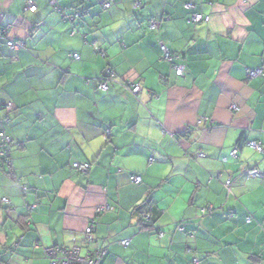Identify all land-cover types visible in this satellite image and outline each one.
<instances>
[{
	"label": "clouds",
	"instance_id": "1",
	"mask_svg": "<svg viewBox=\"0 0 264 264\" xmlns=\"http://www.w3.org/2000/svg\"><path fill=\"white\" fill-rule=\"evenodd\" d=\"M197 2L201 7L195 12V19L187 22L188 15H193L190 6L184 4L183 0H173L174 6L169 7L171 10L167 13L169 22L162 27L163 35L157 28L150 26L151 22L143 23L137 31L127 34V42L131 44L127 49L121 48L119 43L93 44L86 43L85 39L90 41L92 36L116 33L128 21L136 23V13L149 16L155 12L158 17H162L165 15L163 8L154 7L158 0H142L143 7L134 0H112L101 17L89 20L83 28L75 29L60 20L56 13L49 16L42 3L29 10L28 15L32 18H48L50 24L46 31L51 42L36 43L29 57L12 62L13 79L5 78L3 87L13 92L15 101L30 93L37 97L34 103L18 110L20 115L16 119H22L26 113L45 103L51 106L56 93L64 87L57 84L56 76L60 70L57 66L70 69L67 80H71L81 77L85 65L91 66L88 75L94 76L107 65V61H111L121 75L127 74L129 80L134 79L137 83L135 88L128 87L120 75H114L108 81V87H100L96 91L89 88L96 101L94 108L90 101L77 105L82 110L94 111L105 124L114 122L111 128L114 134L111 136L103 130L93 132L84 129L81 121L87 118L81 114L79 119L71 121L57 122L52 119L53 126L47 132H33L37 139L30 142L24 151L13 146L15 141L13 145H7L12 155L7 161L0 162V176H6L11 171L9 162L12 168L22 170L23 176L15 186L16 190L7 193L9 199L4 203L10 202L17 206L13 217L20 211H27V205L32 204L34 211L31 219L37 222L38 229L33 231L25 226L24 220L20 221L19 226L11 220L4 225L3 231L10 233V236L4 238L0 253L10 257L8 264L43 262L46 259L43 249L52 245L54 240H60L68 250L79 248L80 255L88 257L85 264H94L95 260L100 259L99 254L94 258L93 254L105 247L122 252L130 249L131 254L126 257L130 264H140L141 260L147 261V264H165L166 257L173 255L185 258L194 256L199 264H226L224 253L228 246L224 241L232 238L234 230H226L222 220L215 219L214 213L224 212L230 204H237L240 210L247 212L250 207L248 200L255 199L257 194L264 196V176L259 175L264 172V116L254 124L255 117L251 114L256 107L255 102L249 106L241 103L239 96L230 97V94H226L224 103H220L218 97L210 98L209 89L221 71L229 67L238 68L239 71L231 75L240 80L248 73L246 66H256L264 61V55H252L253 51L264 52V43H260L262 47L259 49L249 47L240 55L233 56L237 37L246 38L245 43L250 44L254 36L250 31L254 26L251 17L231 11H225L223 17L216 15L233 6L226 0L224 3L220 0ZM252 2L255 3V0ZM201 20L203 23H200ZM189 37L197 43L206 41L211 45L210 67L195 74L191 67L194 59L191 52L185 56L177 51L171 59L164 58L169 48L188 51L191 48ZM153 39L162 42L164 47L149 55L145 41ZM112 40L115 41L116 36H112ZM69 47L79 50V59L67 53ZM99 48L108 51L99 55L96 52ZM117 52L119 55H116ZM31 64L41 66L47 71V77L21 87L12 84L16 69L27 68ZM160 73H167V79L158 78ZM259 74L264 75V67L260 68ZM149 87L156 90L155 95L149 92ZM42 92L47 95H41ZM137 92L140 94L135 95ZM177 92L188 97L189 103L199 105L184 119L185 122L188 119L192 121L190 135L182 137L191 145L187 151L177 143L176 136L172 134L174 129L165 131L170 124H174L175 105L170 97ZM192 92L194 95L189 97L188 94ZM114 93L121 94V100L126 103L112 105L101 102V95ZM132 119L137 122L135 127L130 128L128 125ZM220 120L229 125V130L223 135H213L210 126L214 128ZM57 129L61 134L54 136ZM9 136L22 137L24 131L2 133L0 142H6ZM238 137L242 142L238 143ZM244 137H248L255 147L245 142ZM134 142L142 145L145 151L130 152ZM193 153L197 156L195 160L192 158ZM208 154H212L211 159L203 158ZM152 155L156 159L150 160ZM224 155L228 159H223ZM168 158L170 162L165 165L158 163ZM41 160L47 162V171H42L45 165ZM253 165L258 166L248 171ZM185 166L191 169L190 174L182 170ZM178 167L181 170L178 171ZM221 170L223 174L219 179L214 178V174ZM131 172L139 174L135 183L131 176L124 179ZM245 172L247 175H241ZM165 176H169L173 183L164 180ZM25 184L36 185L35 191L27 195L19 194V187ZM157 184L161 186L160 189L156 187ZM185 188L192 195L191 202L183 195ZM164 191L169 193L166 203L160 200L154 205H147L155 207V212L148 211L147 207L142 212L137 211L138 205H146L151 194L160 192L163 196ZM177 192L180 195H176ZM4 194L0 192V195ZM60 204L64 205L62 210L54 208V205ZM161 207L164 208V214L159 216L155 224L162 225L167 231L157 236L154 224L151 228H145L144 224H152L149 217L159 215ZM69 211L88 223L69 224L63 218ZM4 215L5 211L0 209V221ZM45 216L49 217L47 228L38 219ZM51 217H59L55 226ZM189 220L203 229L204 235L200 232L184 234L177 226V221L187 223ZM93 227L96 231L92 230ZM21 228L23 234L20 233ZM66 228H75L76 231ZM253 231L256 232V239L252 241L251 249L243 247L248 240V230L243 236H236V243L231 245V252L235 253L233 264H254L249 259L254 253L260 257L255 264H264V240L260 238L264 236V228ZM36 236L43 237L39 243L35 242ZM153 241L156 242L155 248ZM124 244H127V249ZM189 244L193 246V251H180ZM38 248L40 251H37ZM67 260L68 257L60 253L50 264H65ZM0 264H5V261L0 260Z\"/></svg>",
	"mask_w": 264,
	"mask_h": 264
},
{
	"label": "crops",
	"instance_id": "2",
	"mask_svg": "<svg viewBox=\"0 0 264 264\" xmlns=\"http://www.w3.org/2000/svg\"><path fill=\"white\" fill-rule=\"evenodd\" d=\"M36 4L42 3L44 8L48 10V15L51 16L52 13H56L59 16V19L62 20L61 16L59 15L56 8L60 6L68 11L77 12L82 11V18L80 20H75L74 22L64 23L69 24L71 29L75 28H83L86 24H88L89 20H96V18L101 17L103 12L108 10L104 9L105 0H92L87 1L84 4H80L77 0H34ZM27 0H0V112L3 113V116L0 117V121H3V129L4 132H17L23 129L24 136L17 137V136H10L14 143V147L19 151H24L28 148L29 143L33 142L37 139V136L33 134V132H47L53 125L51 124V120L55 119L57 122L60 121H71L73 119H79L81 114H83L87 119L81 121L83 128L87 129L88 131H98L103 130L105 132H109V136H111V128L114 127V122H110L109 124H105L104 121L99 120L96 116L95 112L88 109L82 110L77 107L78 104L81 102H91L92 107L94 108L96 105V101L92 98L89 88L93 91L98 89L97 81H100L106 74L108 68L112 69L116 75H120L121 80H124L126 84H136V80H129L128 75L124 74L121 75L118 71L116 66L111 62L107 61V65L100 70L98 75H88L89 71L91 70V66L85 65L84 69L80 73L81 77H73L71 80H67V76L70 72V69L63 68L61 66H57L60 70L57 72L56 81L58 85H64L60 89L59 92L56 93L55 97L52 99V104L45 103L42 107H36L32 109L30 112L26 113L22 119H16V116H19V109L24 105H30L35 102L37 97L34 94H28L26 96H22L19 100L15 101L14 94L8 88L3 87L5 83V78L13 79V73L11 71L12 62L21 59L22 57H29L31 55L33 46L36 43L41 41L45 43L51 42V37L48 36V25L50 21L47 17L41 18L40 16H36L32 18L28 15V6H26ZM112 3V0H109ZM135 3L140 4L143 7L142 0H134ZM178 2V0H177ZM184 4H188L189 2L193 3V8L191 9L193 14L198 11L201 5L197 2V0H183ZM211 2V0H209ZM221 3H224L225 0H220ZM226 2L232 3L233 6L231 8H226L223 11H219L216 13L219 17H223L225 11H231L234 14H246L247 16L251 17L253 28L250 30L251 33H254V36L249 41L250 44L245 43L243 37H237L235 44V53L232 54L240 55L246 48H253L259 49L262 46L260 43H264V0H255V3L252 0H226ZM174 6L173 0H158V3L154 5V7H161L164 10L165 15L162 17H158L155 12H153L149 16H143L140 13H136L137 22L134 23L133 21H128L127 25L119 29L116 33H112L111 35L108 33H103L99 36H92L91 40L85 39L86 43H119L121 48L127 49L131 47V44L127 42V34L129 32L134 33L139 29V26L143 23H155L157 30L161 31V35H163L162 27L163 24L168 23L169 20L167 18V13L171 10L169 7ZM192 15H188L187 22H190V18ZM179 19V17H177ZM59 22V21H57ZM151 26V24H150ZM243 27V26H241ZM70 29V30H71ZM87 36V33L85 34ZM112 36H116V40H112ZM5 40L23 42L24 48L21 51H11L6 43ZM189 43L191 48L188 51L178 50L174 48H169L172 57L175 55V52L181 51L182 55H188L191 52V55L194 57L191 67L193 73H199L200 71H204L210 67L209 60L211 59L209 52L211 51V45L208 44L206 41H202L197 43L194 38L189 37ZM163 43L157 42L156 40H146L145 41V48L147 54L151 55L155 52H158L162 48ZM67 53L70 56L77 54L79 50L69 47L66 49ZM108 50L105 48H99L96 50L97 54L102 55L106 53ZM110 51V50H109ZM111 54V53H110ZM116 55H119L117 52ZM253 56L256 55H264V52H256L253 51ZM251 59V57H248ZM179 66V65H177ZM264 67V61H261L260 64L256 66L248 65L246 66V70H257ZM131 71V70H130ZM147 71V69H145ZM239 69H233L229 67L226 71H221L216 79L212 81V86H210V98H219L220 103H224L225 95L230 94V97L239 96L241 98V103L248 104L251 106L254 102L256 103V107L254 112L251 114L255 117L253 123H258L262 116H264V78H257V79H249L248 73L241 78L240 80H236L233 78L231 73L238 72ZM48 73L45 71L41 66L31 64L27 68H17L15 78L12 81V84L16 85L17 87H21L26 83H30L33 80H44L47 77ZM143 75V73H141ZM160 79L166 80L167 73H160ZM67 83L65 84V81ZM149 92H152L153 95L156 94V90L149 87ZM143 91V89H142ZM141 91V92H142ZM97 94H99L97 92ZM140 94V93H139ZM138 94V95H139ZM41 95H47L46 92H42ZM121 94H109V95H101V102L104 104H125L126 101L121 100ZM189 97L194 95V92L188 94ZM229 97V98H230ZM170 101L173 102L175 105L174 108V124H170L168 128H165V131H168L170 128L174 129L172 134L176 136L177 143L180 145L181 148H184L186 151L191 146L190 144L185 142V139L182 137H187L190 135L192 128L190 127L192 121L188 119L185 122V117L188 116L191 112L198 109L199 105H196L195 102L189 103L188 97H184L182 93H175L170 97ZM195 105V107H194ZM8 106L11 108L8 109ZM240 107V104H237ZM231 107V105H228ZM203 118V117H202ZM136 120L132 119L129 121V127L133 128L136 125ZM211 123V122H210ZM47 126V127H45ZM210 132L213 135H223L226 134L229 130V125L225 124L224 120H220L218 123L215 124V127L212 128L210 126ZM247 131V128H245ZM60 130L57 129L53 135H60ZM243 136V133L241 134ZM207 134L205 139L207 140ZM256 140L259 137H255ZM241 140L238 137V143ZM244 141L251 143L248 141V137H244ZM242 142V141H241ZM59 143V141H57ZM67 143H71L68 141ZM150 147V146H149ZM43 148V145H41ZM63 148H61V151ZM130 152H138L143 153L145 148L137 143H133L132 147L129 149ZM12 155V151H11ZM212 154H208L205 159H211ZM192 158L195 160L197 158L196 154H192ZM216 158H220L217 156ZM156 159L155 155L150 156V160ZM223 159H228L227 155L223 156ZM167 162H170V158L167 160L158 161V163L165 165ZM41 163L44 164V168L42 171H47L48 166L47 162L41 160ZM30 165H25V167H29ZM258 165H253L249 168L248 171H251V168L257 167ZM18 179L20 180L23 176L22 170L14 169ZM177 170H181L179 167ZM184 172L191 173V169L188 167H184L182 169ZM150 175H154L155 173H149ZM223 174V170L214 174V178L219 179L220 175ZM30 175H35V173H30ZM210 178L213 177L211 172L209 173ZM241 175H247V172L241 173ZM259 175L264 176V172L259 173ZM139 176L136 172H131L125 175L124 179H128V177ZM164 180H166L169 184L173 183L169 176H165ZM202 183V182H198ZM17 184L13 181V179L7 174L6 176H0V192H4V195H0V209L5 211V215L3 220L0 221V245L4 244V238L10 236V233L4 232L3 227L9 220L12 223L17 224L19 226L20 221H25V226L30 227L33 231H38L36 229L37 222L31 219V215L34 211V206L32 204L27 205V211H20L17 213L15 217H13L12 213L16 211L15 205L10 203L9 207H6L1 200L4 198L9 199L7 195L8 192H12L16 190ZM156 187L160 189V185L157 184ZM23 188H26L27 191H24ZM36 185L34 184H25L21 185L18 189V193L21 195H27L28 192H34ZM195 190V189H193ZM176 195H180L179 192L175 193ZM183 195L185 196L188 202H191L192 195L191 193L185 188L183 190ZM169 193L164 191L163 196L160 195V192H156L151 194L148 197V201L146 205H138L139 207H143L140 211H144V208L147 207L148 204H153L163 200L165 203L167 202V198ZM67 201V197L65 198ZM242 203L245 201L242 199ZM247 204L250 205L247 212L240 210L237 204H230L228 209H225L222 213H214L215 219L222 220V223L225 229H233L234 232L231 234L232 238L227 239L224 241L225 245L228 248L225 249L224 258L226 260V264H233L235 253L231 252V245L236 243V236H243L245 230H248V240L243 245L248 249L252 247V241L256 239V232L253 230L262 229L264 228V196L259 194L256 195L255 199H250L247 201ZM64 205H54L58 207V210H62ZM178 206V205H177ZM147 210L150 212H155V207H147ZM182 211L184 209H181ZM138 211V212H140ZM164 214V208L161 207L159 211V215H154L149 217L152 220V224H144V227L151 226L154 224L156 229V235H161L164 231H167L162 225L155 224V221L159 219V216ZM99 215V213H97ZM69 224L75 222L77 224H84L88 223L83 219H78L76 214L72 213L71 211L65 213L63 217ZM41 220V223L45 225L47 228V223L49 217L45 216L42 218H38ZM53 226L56 225V221L59 217H51ZM142 219V217H141ZM250 219V221H248ZM142 222V221H141ZM91 226V224H89ZM177 226H182L185 228L184 234H190L191 232H200L201 235H204L203 229H200L198 225L194 224L191 220L187 223H181L177 221ZM66 230L75 232V228H66ZM82 230V229H81ZM96 231V228H95ZM175 231V228H173ZM20 233L23 234V229H20ZM42 236H36L35 242L39 243L42 240ZM264 240V236L260 237ZM19 244L20 241H17ZM199 243H212L210 241H200ZM53 247H61L66 248L60 240H54L52 245H49L47 248L43 249V252L46 254V250ZM153 247H156V242L153 241ZM107 250V255L103 260V264H130L127 260V256L131 254V250L127 251H120L119 249H113L109 247L101 248L98 250ZM127 249V248H125ZM15 250V249H13ZM192 245H184L180 251H193ZM37 251H40L38 248ZM155 255V253H153ZM10 259L9 256H5L4 254L0 253V260H4L5 264H8V260ZM255 264L260 260L259 254L254 253L253 256L249 257ZM196 257H182L180 255H173L171 257H166L165 264H195ZM199 264V261H197ZM37 264H49V260L46 256V259L41 262L37 261ZM140 264H147V261L141 260Z\"/></svg>",
	"mask_w": 264,
	"mask_h": 264
},
{
	"label": "built area",
	"instance_id": "3",
	"mask_svg": "<svg viewBox=\"0 0 264 264\" xmlns=\"http://www.w3.org/2000/svg\"><path fill=\"white\" fill-rule=\"evenodd\" d=\"M110 2L109 1H106V4L104 5V9H108L109 6H110ZM138 4V3H137ZM36 2L34 0H27L26 2V6H28V11L36 6ZM140 5V4H138ZM187 5L190 6V8L192 9L193 8V3L192 2H189ZM56 10L58 11V13L60 14V16L62 17H66L64 14V12H62L61 8H56ZM67 19V18H66ZM72 19V18H71ZM70 19V20H71ZM195 19V14L192 15V17L190 18V22ZM200 23H203V21L201 20ZM151 26L152 27H156L155 23H151ZM7 47L11 50V51H21L23 50L24 48V43L23 42H17V41H11V40H7ZM164 46H162L163 48ZM74 59H79V56H77V54H74L72 56ZM166 59H171L172 58V55L170 53V51L168 49H166V56L164 57ZM177 67H180L177 66ZM259 70L260 69H257V70H249L248 72V78L249 79H257V78H264V75H260L259 74ZM116 75L112 69L108 68V70L106 71V74L105 76L100 80V81H97V85H98V88L100 87H108V81L111 80L112 76ZM126 86L128 87H132V88H135L136 87V84H126ZM142 91V89L140 90ZM139 92L135 93V95H138ZM237 106V105H236ZM238 107V106H237ZM11 107L8 106V109H10ZM109 134V132H108ZM10 138L8 137V140L6 142H2L0 144V162H3V161H7L8 160V157L10 156V149L7 147V145H10ZM250 146H253L255 147L254 144H251L249 143ZM203 158H206V156H204ZM8 167L11 169L10 171V176L11 178L13 179L14 182H16V177H15V172L13 171L12 169V166H11V163L9 162L8 163ZM133 183H135V181L137 179H139V176H134L133 177ZM23 190L25 191L26 188H23ZM7 200V199H3V203L4 201ZM8 206L9 203H4ZM250 221V220H248ZM91 227V226H90ZM179 228L182 229V232L185 231V228L182 227V226H179ZM93 231H95V227L92 228ZM124 248H127V244H124L123 245ZM60 253H63L65 256L68 257V260L65 262V264H85V260L88 258L86 255H80V249L79 248H76V249H72V250H68L67 248H61V247H53V248H49L46 250V256L49 260V264L51 261H54L55 260V257L57 255H59ZM96 254H99V256L101 257L100 259L98 260H95L94 261V264H103V260L105 259L106 255H107V250H97V253H94L93 254V258L95 257ZM195 264H198V262L196 261Z\"/></svg>",
	"mask_w": 264,
	"mask_h": 264
},
{
	"label": "trees",
	"instance_id": "4",
	"mask_svg": "<svg viewBox=\"0 0 264 264\" xmlns=\"http://www.w3.org/2000/svg\"><path fill=\"white\" fill-rule=\"evenodd\" d=\"M81 5L82 4H84V3H86L87 1H92V0H77ZM106 1H109V0H105V3H106ZM60 8H61V10H62V12H64L65 14V16L66 17H62L61 16V18H62V20L63 21H65V22H67V23H71V22H74L75 20H80L83 16H82V14H83V12L82 11H77V12H71V13H68V11L66 10V9H64V8H62L61 6H60ZM104 8V7H103ZM60 15V14H59ZM67 18V19H66ZM72 18V19H71ZM71 19V20H70ZM5 43H6V45H7V40H5ZM2 123H3V121H0V134H2V133H5L4 132V129H3V125H2ZM9 138H10V140H11V142H10V145H13V140H12V138L9 136ZM241 142V141H240ZM2 142H0V144H1ZM10 156H11V149H10ZM9 156V157H10ZM13 169V171L14 172H16L15 170H14V168H12ZM8 175L10 176V172L8 173ZM11 177V176H10ZM15 177H16V184H18L19 183V179H18V177H17V175H16V173H15ZM4 199H7V198H4ZM1 202L3 203V199L1 200ZM4 204V203H3ZM4 205H6V204H4ZM9 205L10 204H8V206L6 205V207H9ZM143 207H139L138 209H137V211H140L141 209H142ZM141 212V211H140ZM248 220H250V219H248ZM146 228H151V226L149 227V226H147L146 225Z\"/></svg>",
	"mask_w": 264,
	"mask_h": 264
}]
</instances>
